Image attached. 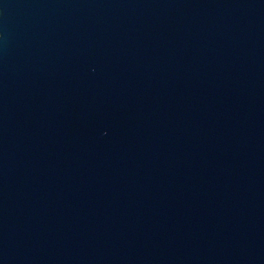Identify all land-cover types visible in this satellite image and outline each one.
Masks as SVG:
<instances>
[{
	"label": "water",
	"instance_id": "1",
	"mask_svg": "<svg viewBox=\"0 0 264 264\" xmlns=\"http://www.w3.org/2000/svg\"><path fill=\"white\" fill-rule=\"evenodd\" d=\"M0 264H264V0H0Z\"/></svg>",
	"mask_w": 264,
	"mask_h": 264
}]
</instances>
